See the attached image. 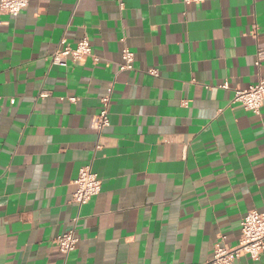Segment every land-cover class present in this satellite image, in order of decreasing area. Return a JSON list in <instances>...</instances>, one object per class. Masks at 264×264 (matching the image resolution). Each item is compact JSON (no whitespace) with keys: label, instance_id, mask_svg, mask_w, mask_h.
I'll list each match as a JSON object with an SVG mask.
<instances>
[{"label":"crops","instance_id":"obj_1","mask_svg":"<svg viewBox=\"0 0 264 264\" xmlns=\"http://www.w3.org/2000/svg\"><path fill=\"white\" fill-rule=\"evenodd\" d=\"M84 36L95 58L52 62ZM125 46L133 69L120 68ZM260 48L264 0L0 10V264H198L221 235L236 246L244 215L264 210V103L254 113L233 101L264 79ZM85 165L102 190L79 206ZM75 217L79 241L66 255L55 239ZM233 264H264V252Z\"/></svg>","mask_w":264,"mask_h":264},{"label":"built area","instance_id":"obj_2","mask_svg":"<svg viewBox=\"0 0 264 264\" xmlns=\"http://www.w3.org/2000/svg\"><path fill=\"white\" fill-rule=\"evenodd\" d=\"M204 0H184L185 3H201ZM30 0H0V10L9 15L16 16L20 14L29 5ZM63 43L65 40L63 39ZM89 57H94L90 39L84 36L75 47H59L51 55L52 62L61 66H67L69 59L73 61H85ZM123 63L121 69H133L135 53L130 47L125 46L122 50ZM95 58V57H94ZM264 59V49H259L257 66H260ZM157 74L156 69L149 70ZM223 88H229V83L221 84ZM113 87L109 88L108 93L102 97V109L98 115L97 127L103 128L109 125V106ZM45 95V94H43ZM72 100L75 97H71ZM241 102L247 110L254 113H260L264 103V79L249 85L246 88H237L235 90L234 100ZM15 102V99H12ZM77 189L73 194V201L82 206L88 203L92 197L99 194L102 190V180L91 165H85L80 169L79 176L76 179ZM78 217L73 219L74 225L64 233L58 235L55 243L64 254L73 251L79 241L77 235L76 223ZM227 236L221 235L215 245L214 255L211 259L198 264H233L234 260L248 255L253 259H259L264 252V210H249L241 221V235L236 246H228Z\"/></svg>","mask_w":264,"mask_h":264}]
</instances>
